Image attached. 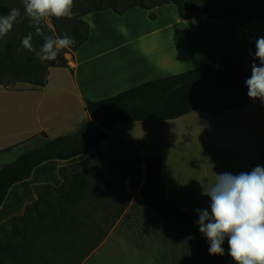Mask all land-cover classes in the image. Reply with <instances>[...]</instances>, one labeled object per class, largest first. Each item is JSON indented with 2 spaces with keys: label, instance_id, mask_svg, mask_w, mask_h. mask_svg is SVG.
Instances as JSON below:
<instances>
[{
  "label": "crops",
  "instance_id": "1",
  "mask_svg": "<svg viewBox=\"0 0 264 264\" xmlns=\"http://www.w3.org/2000/svg\"><path fill=\"white\" fill-rule=\"evenodd\" d=\"M151 13L156 17L153 22ZM164 13L178 19L160 24ZM82 20L89 24V39L65 58L69 67L50 68L46 85L35 90L0 86V169L47 139L74 135L88 125L87 100L107 99L148 81L193 70L216 49L251 66L255 41L264 37L262 19L244 25L226 15L217 20H184L173 4L150 11L135 7L123 15L109 9L86 14ZM144 21L149 27L142 26ZM257 101L217 115L195 110L174 120L128 121L102 128L106 138L88 154L47 161L29 179L14 185L0 207V226L22 216L38 200L36 186L60 187V170L90 155L108 161H145L160 155L166 197L199 218L197 210L210 211V198L203 192L215 174L264 167V107L252 105ZM3 158L11 162H2ZM130 252L125 256L132 264H155L151 255ZM227 264L235 262L229 257Z\"/></svg>",
  "mask_w": 264,
  "mask_h": 264
},
{
  "label": "trees",
  "instance_id": "2",
  "mask_svg": "<svg viewBox=\"0 0 264 264\" xmlns=\"http://www.w3.org/2000/svg\"><path fill=\"white\" fill-rule=\"evenodd\" d=\"M187 3V8L183 0H163L160 3L147 6L141 0V2L135 1L122 9L116 8L115 5L104 6L99 3L91 9L83 11L80 17L83 18L86 14L109 9L118 15H123L127 10L135 7L151 10L165 4H173L178 10L179 17L184 20L191 16L201 17L203 15H207L208 19L212 20H217L220 16L226 15L238 25H244L255 18L264 20V0H253L250 5L252 9L243 20L227 13L216 14L214 0H188ZM149 17L154 19L155 15L151 13ZM23 25L26 35L29 32L33 34L32 45L39 50L43 44L42 37L36 36L35 30L29 26L28 19ZM51 25L56 30L59 29L57 19H51ZM43 30L52 35L51 29L46 23L43 25ZM89 34V24L78 19V25L71 29V35L76 40V44L68 49L71 52L76 51L88 41ZM22 38L18 43L9 42L6 53L0 55V69L10 72L19 82L44 87L50 68L69 67L68 60L64 57L65 51L62 50L56 61H47L48 65L42 79L28 80L27 73L36 69V63L33 62L25 67L17 64L15 57L18 51L28 56L33 55L35 59L36 56L22 47ZM250 76L251 66L244 65L230 55L216 49L203 57L198 67L193 70L148 81L107 99L87 100L86 110L91 120L88 125L82 127L74 135L47 139L42 146L24 152L14 162L6 164L0 169V207L3 205L9 190L14 185L29 179L34 169L41 164L51 160H71L80 155L88 154L96 148L104 141L106 133L102 130L98 140H91L89 136L93 127L99 126L109 129L118 123L128 121L174 120L195 110L217 115L224 110L237 108L254 101L247 95L246 80ZM208 91L228 93L229 97L224 100L225 104L202 105L200 101ZM95 164L98 165L97 173L99 176L96 189L100 195L109 200L120 197L124 199V206L117 217H121L129 206L131 197L124 183V179L128 178L131 191H139L140 196L148 197L156 216L162 220L163 209H166V222L173 224L178 233L187 234L194 238L195 256L192 264H227L230 257L228 243L224 242L222 245L223 256L210 255L209 242L200 233L196 223L198 218L188 215L177 207L174 201L166 197L165 186L160 181L162 165L160 155L148 157L145 161L141 159L121 161L113 159L108 161L90 155L80 164L61 169L62 185L60 187L36 186L35 191L38 200L27 206L22 216L8 222L12 226V234L16 237H26L36 217L43 222L47 218L43 208L52 207V197L55 200L54 208L59 214L68 213L75 209L79 203L85 201L90 186L88 177L91 171L90 167ZM106 165L109 166L110 170L107 169ZM76 167L81 168V171H73L70 176L66 174L68 169H76ZM8 223L0 226V230H4ZM20 225H23L22 229L19 228ZM18 255L19 250L15 245L10 241L3 242L0 239V264H7L8 260H15Z\"/></svg>",
  "mask_w": 264,
  "mask_h": 264
},
{
  "label": "rangeland",
  "instance_id": "3",
  "mask_svg": "<svg viewBox=\"0 0 264 264\" xmlns=\"http://www.w3.org/2000/svg\"><path fill=\"white\" fill-rule=\"evenodd\" d=\"M135 1L141 2V0H74L73 11L76 15L72 19H59L58 30L51 25V20L46 24L51 29L52 35L67 34L73 37L71 29L78 25V19L82 20L80 16L83 11H87L99 3L104 6L115 5L116 8L122 9ZM162 1L143 0V4L151 6ZM183 1L187 8L188 0ZM252 2L253 0H214V9L216 14L227 13L243 20L252 9L250 6ZM12 8L20 9L23 18H17L12 30L0 39V55L6 53L9 42L18 43L22 37L26 36L23 24L27 18L24 17L23 0H0V14H7ZM177 17L172 18L169 13H164L161 14L159 23L171 24L173 20L178 19ZM155 18L149 17L151 22ZM189 19H208V17L207 15L191 16ZM142 26L149 27L145 21ZM205 26L207 24H203V27ZM64 51L65 58L73 54L69 49ZM15 59L17 64L25 67L33 62L36 63V69L27 73L28 80L34 81L44 77L47 62H40L37 58L36 61L33 55L28 56L19 53V51ZM0 85L9 90L23 88L35 90L38 88L30 83L19 82L10 72L1 69ZM228 97V93L208 91L200 103L202 105L225 104L224 100ZM252 105L264 107V102L258 100ZM10 160V158H3L2 162L9 163ZM106 167L110 170L108 165ZM90 170L88 196L75 209L65 214H59L54 208L55 200L52 197V207L43 208L47 218L41 222L36 217L26 237L14 236L10 223L4 230H0V239L3 242L10 241L19 250L16 259L8 260L7 264H132L130 256H125V254L134 250L144 255L153 256L155 264L193 263L195 240L187 234L178 233L173 224L166 222V209H163V219L161 220L155 215L149 198L140 196L139 191L132 192L129 180L125 178V187L131 198L128 208L121 217H117L124 206V199L120 197L109 200L101 196L96 189L99 178L98 165H92ZM73 171L80 172L81 168L68 169L66 174L70 176ZM19 228L22 229L23 225H20Z\"/></svg>",
  "mask_w": 264,
  "mask_h": 264
},
{
  "label": "clouds",
  "instance_id": "4",
  "mask_svg": "<svg viewBox=\"0 0 264 264\" xmlns=\"http://www.w3.org/2000/svg\"><path fill=\"white\" fill-rule=\"evenodd\" d=\"M24 17L43 44L37 50L29 32L21 40L22 47L35 54L40 62L56 61L62 50L74 47L76 40L64 34L49 35L43 25L55 18L72 19L74 0H23ZM21 17L18 8L0 14V39ZM251 76L246 80L248 97L264 102V37L255 41ZM255 61H258L257 64ZM210 198L209 209H199L200 233L209 242V254L223 256L227 239L229 256L235 264H264V167L257 165L250 172L215 174L214 182L204 190Z\"/></svg>",
  "mask_w": 264,
  "mask_h": 264
},
{
  "label": "water",
  "instance_id": "5",
  "mask_svg": "<svg viewBox=\"0 0 264 264\" xmlns=\"http://www.w3.org/2000/svg\"><path fill=\"white\" fill-rule=\"evenodd\" d=\"M101 131H102V128H100L99 126L93 127L91 130V134L89 136V139L98 140L101 136ZM39 135L43 138H47V134L45 132H41Z\"/></svg>",
  "mask_w": 264,
  "mask_h": 264
}]
</instances>
